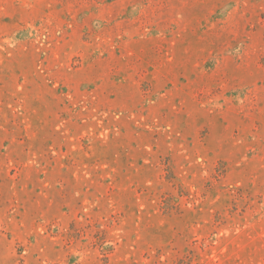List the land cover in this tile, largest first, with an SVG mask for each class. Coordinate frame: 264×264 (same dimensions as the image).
Here are the masks:
<instances>
[{"label": "rangeland", "instance_id": "obj_1", "mask_svg": "<svg viewBox=\"0 0 264 264\" xmlns=\"http://www.w3.org/2000/svg\"><path fill=\"white\" fill-rule=\"evenodd\" d=\"M0 264H264V0H0Z\"/></svg>", "mask_w": 264, "mask_h": 264}]
</instances>
